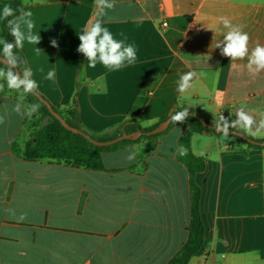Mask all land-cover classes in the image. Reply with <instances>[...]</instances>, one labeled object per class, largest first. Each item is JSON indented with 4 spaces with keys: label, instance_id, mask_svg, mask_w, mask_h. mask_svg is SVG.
Returning <instances> with one entry per match:
<instances>
[{
    "label": "crops",
    "instance_id": "obj_1",
    "mask_svg": "<svg viewBox=\"0 0 264 264\" xmlns=\"http://www.w3.org/2000/svg\"><path fill=\"white\" fill-rule=\"evenodd\" d=\"M112 3L101 17L95 0H23L41 40L19 50L52 106L76 109L84 128L107 136L132 119L155 125L178 108L214 126L221 111L230 122L241 106L257 120L264 113V72L254 77L246 60L231 62L215 48L221 18L242 26L251 46L264 44V0ZM97 19L135 45V64L88 67L78 35ZM50 69L55 82L45 79ZM188 71L198 76L180 94L177 81ZM18 96L6 83L0 92V264H167L188 239L190 174L177 153L189 125L104 152L102 170L30 161L19 155L34 130L12 110ZM220 133L191 136L192 152L206 164L195 174L205 240L189 264H264V148Z\"/></svg>",
    "mask_w": 264,
    "mask_h": 264
},
{
    "label": "clouds",
    "instance_id": "obj_2",
    "mask_svg": "<svg viewBox=\"0 0 264 264\" xmlns=\"http://www.w3.org/2000/svg\"><path fill=\"white\" fill-rule=\"evenodd\" d=\"M95 5L98 9V15L101 17L106 14V10L114 7L112 0H95ZM9 17L13 18L8 19ZM0 19L7 21L9 34L13 37L12 41L0 37V57H3L0 64L5 65L0 68V81H2L0 82V92L4 90L5 83L9 90L17 92L19 94L18 102L12 110L21 118L31 119L34 114L38 113L39 105L25 104L24 101L27 95L36 94L40 85L33 78L31 67H22L26 62L17 55L16 50L22 49L25 42L37 45L41 37L33 31L35 22L32 19L31 11L21 9L17 15V10L6 4L0 12ZM221 23L225 31L222 34V39L215 44V48L220 49L221 55L230 58L231 62L246 60V68L254 77L264 72V44L257 42L253 47L250 45L249 34L243 30L242 26L232 24L227 18H221ZM78 37L80 43L77 51L87 58V65L90 68H95L97 64H100L109 71H119L137 61L135 45L126 43V37L117 39L112 31L104 25L102 19L90 23ZM51 45L53 47L58 46L56 40H52ZM35 50L39 52L41 49L36 47ZM17 67H22V74L14 71ZM197 76L198 74L194 71L181 74L177 81V91L180 94L188 93L193 89L194 80ZM45 79L55 82V69H50ZM232 114L236 118L231 122L222 114L214 121L217 130L224 137L229 136V128L242 131L251 137H264V113H261L257 120L255 115L241 106ZM188 115L189 112L185 109L177 111L170 118L176 124L177 122H184ZM2 122L3 118L0 117V123ZM181 154H185L183 150H181ZM126 159L129 162L134 161L135 153L129 151ZM9 211L20 222L27 219V213L16 216L14 210Z\"/></svg>",
    "mask_w": 264,
    "mask_h": 264
},
{
    "label": "trees",
    "instance_id": "obj_3",
    "mask_svg": "<svg viewBox=\"0 0 264 264\" xmlns=\"http://www.w3.org/2000/svg\"><path fill=\"white\" fill-rule=\"evenodd\" d=\"M6 4L10 5L13 9H16L17 15H19V11L23 9V0H6L0 3V12H2L3 6ZM12 18L13 17H9L8 19ZM0 37L8 41H12L13 39V37L9 34L7 21L3 19H0ZM16 52L17 55L26 62V64L22 65V67L27 66V60L23 53L19 49H17ZM4 66L5 65L0 64V67ZM22 67H18L21 73ZM27 100L31 104L39 105L41 118L46 119V122L32 132L31 138L26 142L24 150L20 151L19 155L30 161L48 160L77 168L83 167L92 170L104 169V152L118 149L127 143L136 142L141 139H147L149 141L156 139L165 131L153 135H146V132L151 131L161 121L169 117H162L158 123L149 127H142L137 119H132L122 125V129L119 133L113 136H107L91 132L84 128L77 118L76 109H68L64 111L53 106V108L67 121V123L83 130L95 140L108 141L116 138L122 133H132L135 131L142 132V135L136 140L125 139L109 146H97L81 134H77L66 129L63 124L50 113L47 106L34 94L27 95ZM182 110L185 109L178 108L173 112V114ZM188 112L189 115L183 123L188 124L189 128L185 135L180 139V148L177 153V157L187 166L190 174L191 219L188 226L187 241L167 264H189L191 258L196 256L202 249L205 240V226L201 216V188L195 181V174L203 171L206 168V164L203 157L196 156L192 152L191 136L193 133L207 130L210 131L211 129L201 123V121L197 118L196 113L191 110H188ZM174 124L175 123L171 122L169 128ZM220 134L222 135V133ZM248 137L260 142L264 141V139H257L251 136ZM226 138L234 139L239 142H245L250 147L264 148V146L249 143L237 135L229 134ZM181 150H183L185 154L182 155Z\"/></svg>",
    "mask_w": 264,
    "mask_h": 264
},
{
    "label": "water",
    "instance_id": "obj_4",
    "mask_svg": "<svg viewBox=\"0 0 264 264\" xmlns=\"http://www.w3.org/2000/svg\"><path fill=\"white\" fill-rule=\"evenodd\" d=\"M3 57H0V60H2ZM14 71L20 72L19 68L17 67L16 69H14ZM22 74V73H21ZM41 102H43L48 110L50 111V113L56 117L62 124L63 126L72 131L75 132L77 134H81L82 136L88 138L92 143H94L97 146H109L112 144H115L117 142H120L122 140L125 139H131V140H136L138 139L141 135L142 132L141 131H135L132 133H122L121 135L117 136L114 139L108 140V141H99V140H95L93 139L91 136H89L87 133H85L83 130L76 128L74 126H71L69 123H67V121L53 108V106L49 103V101H47L38 91L36 94H34ZM173 115V114H172ZM171 115V116H172ZM171 116H169L167 119L161 121L154 129H152L151 131L146 132V135H153V134H158V133H162L164 131H166L170 124H171ZM197 118L201 121L202 124H204L205 126H207L208 128H210L211 130H214L216 132H219L216 128V126L211 125L209 123H207L201 116L197 115ZM229 134L230 135H237L239 137H241L242 139H244L245 141L255 144V145H261L264 146V141L260 142L257 140H254L250 137H248L245 133L241 132V131H237V130H233L229 128Z\"/></svg>",
    "mask_w": 264,
    "mask_h": 264
},
{
    "label": "rangeland",
    "instance_id": "obj_5",
    "mask_svg": "<svg viewBox=\"0 0 264 264\" xmlns=\"http://www.w3.org/2000/svg\"><path fill=\"white\" fill-rule=\"evenodd\" d=\"M28 104H31V103L28 101ZM44 122H46V119H42L41 113L38 111V113L34 114L31 119L27 118V121L25 124V130L27 129L36 130Z\"/></svg>",
    "mask_w": 264,
    "mask_h": 264
},
{
    "label": "built area",
    "instance_id": "obj_6",
    "mask_svg": "<svg viewBox=\"0 0 264 264\" xmlns=\"http://www.w3.org/2000/svg\"><path fill=\"white\" fill-rule=\"evenodd\" d=\"M220 114L224 115V111H221V113H220Z\"/></svg>",
    "mask_w": 264,
    "mask_h": 264
}]
</instances>
